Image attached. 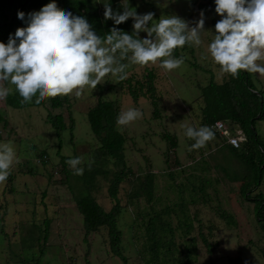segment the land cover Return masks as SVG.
<instances>
[{"label":"rangeland","instance_id":"374dc122","mask_svg":"<svg viewBox=\"0 0 264 264\" xmlns=\"http://www.w3.org/2000/svg\"><path fill=\"white\" fill-rule=\"evenodd\" d=\"M92 1L102 6L104 0ZM118 2L122 5L123 0ZM198 2L128 0V5L137 14L154 13V20L176 15L194 26L200 14ZM13 9L12 4L6 10L8 17ZM204 18L201 45L186 44L173 52L175 58L185 57L180 68L168 72L159 62L140 66L124 61L129 63L127 78L144 81L148 70L154 72L158 102L155 113L149 98L141 96L133 101L125 79L121 81L112 75L105 76L93 90L85 87L79 97L75 93L67 96L72 132L66 128L57 134L45 121L48 112L62 113L69 125L66 103L62 108L52 109L47 98L45 106L13 108L0 99V115L6 120L5 127L0 124V144L10 142L18 161H14L7 181L0 183V264H123L110 251L104 228L85 232L75 203L80 190L78 175L73 174L68 164L64 168L61 160L62 156L68 160L81 157V168L91 162L109 170L108 178L97 176L92 191L97 203L108 211L112 206L109 179L117 167L111 159L101 164L104 157L87 118L88 109L99 98L116 101L120 113L128 108L143 113L142 118L127 126L118 125L126 136L124 155L129 169L118 188L122 207L117 218L127 264H151L145 225L155 213L172 229L162 239L173 242L172 254L159 256L162 264H264V236L253 212L254 203L239 192L247 173L245 165L228 151L219 135L214 133V139L205 147L190 151L195 141L184 134L186 127L202 126L201 88L210 80L217 83L227 80L207 50L214 38L213 20L221 17L216 12H207ZM139 35L144 38L146 33ZM252 80L264 97V76L252 73ZM3 84L14 91L10 82ZM256 130L264 141V119L256 122ZM165 134L175 137L174 148H169ZM42 150L48 157L43 164L39 157ZM149 172L154 173L152 199L148 201L144 193L131 198L130 194ZM257 192L264 197V173L250 197ZM45 219L49 221V232L45 243H41L37 238L41 237ZM203 237L210 243V249L204 245ZM23 239L27 242L22 246Z\"/></svg>","mask_w":264,"mask_h":264},{"label":"clouds","instance_id":"9594fccd","mask_svg":"<svg viewBox=\"0 0 264 264\" xmlns=\"http://www.w3.org/2000/svg\"><path fill=\"white\" fill-rule=\"evenodd\" d=\"M215 12L221 18L214 25V38L208 44L210 57L224 74L238 78L241 71L264 76V0H214ZM123 12H114L104 3V18L115 25L133 20L132 34L117 27L100 36L83 17L60 9L55 0L30 12H17V18L26 27H18L7 43L0 42V99H6L12 89L10 82L22 97L20 103H31L33 97L40 104L45 98L81 96L85 87L91 90L107 75L118 80L127 78L130 64L147 66L157 64L165 71L180 68L185 57L175 58L173 52L186 44L199 46L204 31L203 11L194 26L176 15L154 13L137 14L123 0ZM153 21H157L153 23ZM150 25V26H149ZM146 33L140 38V33ZM206 57H202L204 59ZM137 108H128L118 116L116 123L127 126L142 118ZM185 136L195 141L189 150H198L214 139L208 126L186 127ZM16 152L10 142L0 144V183L7 181ZM81 157L66 161L74 175H82ZM91 162L89 163V168Z\"/></svg>","mask_w":264,"mask_h":264},{"label":"trees","instance_id":"16d2710c","mask_svg":"<svg viewBox=\"0 0 264 264\" xmlns=\"http://www.w3.org/2000/svg\"><path fill=\"white\" fill-rule=\"evenodd\" d=\"M199 12L215 13L214 0H197ZM53 2V0H0V14L3 20L0 21V42L7 43L10 34L14 35L18 27H26L25 21L17 18V12L27 14L34 11H39L44 5ZM57 6L65 11L71 12L75 16H83L91 25L97 35H106L112 27H117L128 34H132L133 20L129 18L126 22L120 25H115L111 19L104 18V3H109L114 12L122 13L123 7L118 0H104L102 6H97L92 0H55ZM13 4L12 13L6 14V10ZM218 21V20H217ZM213 20L215 24L217 22ZM181 57V55H178ZM227 80L222 83H217L210 80L208 84L201 88V99L203 105L201 107V125L208 126L216 120L223 121L230 129L232 134H236L240 130L245 136V141L241 142V147L235 148L226 143L225 138L223 144L228 151L236 156L246 167V175L243 176V181L240 184L239 192L243 198L254 203L253 212L257 222H260V229L264 236V197L262 193L257 192L253 197L251 194L256 191L264 173V141L256 130V122L264 119V97L258 91L252 80V73L241 71L238 78H232L226 74ZM155 74L152 70H148L144 81L135 80L131 77L125 79L127 92L133 101H137L139 97H147L150 99L151 105L154 108L153 113L157 112V98L155 89ZM122 81V80H121ZM37 96L33 97L31 103L21 104L19 93L14 89L5 99L6 105L13 108H24L27 106H41L47 104V98L36 104ZM50 108H62L66 103L67 117L69 125H67L62 113L46 114L45 121L59 134L63 129L69 128L72 132L73 118L70 112V103L67 96H57L48 98ZM120 114V106L113 100H104L99 98L96 104L90 107L87 111V118L92 134L99 141V149L104 158L101 159V164L113 160L117 170L112 172L109 179L108 194L112 200L111 208L106 211L100 204L97 203L92 191L95 188V182L98 175L108 178L109 170L105 167L89 165L83 167V174L76 177L80 184L79 193L75 196V203L79 213L82 216L83 227L86 233L104 228L110 246V251L119 256L123 264H127L126 257L121 248L122 231L117 225V218L120 214L122 205L118 198V188L121 181L127 175L129 169L126 168L125 162V142L126 136L118 129L116 123L117 116ZM0 124L6 126V120L0 115ZM215 133V132H214ZM217 134V133H215ZM218 135V134H217ZM164 137L169 140V148L176 146L175 137L165 134ZM40 162L43 164L48 157L46 151L42 150L39 154ZM62 166L65 168L67 156H62ZM104 163H103V162ZM153 172H149L144 181H141L138 189H135L130 197L139 196L144 193L148 201L153 196ZM167 210L166 213H168ZM186 219V218H185ZM168 222L163 221L160 214L155 213L149 216L145 229L147 241L149 244V263L162 264L159 260L161 254H172V240H163L166 233L172 232ZM44 228L41 230V237L37 239L41 243H45L49 232V221H43ZM182 225H186V222ZM35 223L33 230L35 231ZM30 239L32 235L28 236ZM27 239V237H26ZM23 239L22 246L27 242ZM204 245L210 249V243L204 237L202 238ZM190 247L187 248V254L190 252ZM43 254V249L41 250ZM189 255V254H188ZM189 261V260H188Z\"/></svg>","mask_w":264,"mask_h":264},{"label":"built area","instance_id":"2783aa9c","mask_svg":"<svg viewBox=\"0 0 264 264\" xmlns=\"http://www.w3.org/2000/svg\"><path fill=\"white\" fill-rule=\"evenodd\" d=\"M210 128L213 132L217 133L222 138H225L226 143L235 148L241 147V142L245 141V136L240 130H238L236 134H232L229 127L221 120H216L210 125Z\"/></svg>","mask_w":264,"mask_h":264}]
</instances>
